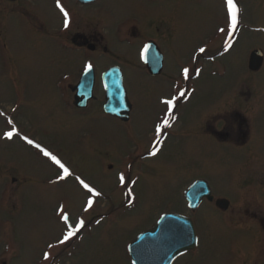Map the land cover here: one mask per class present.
<instances>
[{"label": "rangeland", "instance_id": "1", "mask_svg": "<svg viewBox=\"0 0 264 264\" xmlns=\"http://www.w3.org/2000/svg\"><path fill=\"white\" fill-rule=\"evenodd\" d=\"M238 1L244 6L243 23L264 27V0ZM174 6L179 31L171 45H163V78L152 77L137 63V50L145 41L142 37L153 33L143 22L135 27L134 36L103 29L102 45L107 42L108 46L105 53L102 45L92 53L65 51L59 48L57 36L35 31L34 22L22 17L24 5L0 2V111L11 117L14 108L15 118L7 119H13L19 131L57 155L73 176L79 175L101 193L94 198L93 209L83 213L88 194L74 183L75 176L54 183L59 170L46 157H39L18 137L0 139V260H7L0 264H43L44 251L52 257L59 252L61 245L48 249L47 244L61 235L63 224L56 215L61 203L73 224L77 217L85 220L77 237L91 228L92 239L72 242L80 250L77 256L69 255L73 262L66 259L64 264H126L124 246L169 210L192 217L200 240L198 251L176 264H245L246 260L264 264L263 234L254 223V227L250 225L243 206L249 201L264 209V61L257 72L247 67L249 43L264 52V37L257 31L240 30L236 46L221 56L209 53L213 60L205 63L206 53L193 62L200 44L207 41L209 45L212 36L218 41L220 35L215 34L223 20L222 8L220 12L216 0H174ZM141 8L140 0H111L106 9L116 17L124 9L129 16L150 19ZM146 8L150 11L151 5ZM27 10L42 18L48 29L56 21V13L42 0ZM222 26H226L225 20ZM88 62L97 76L94 98L85 109L77 110L66 85L76 83ZM113 62L124 68L123 84L131 104L128 123L102 112L99 74ZM183 66L190 69L188 83L195 91L176 105L179 119L160 153L141 160L140 150L146 149L153 123L164 108L158 100L175 90L168 75L177 83ZM194 67H200V75L193 79ZM236 97L260 98L263 103V111L252 117L255 136L242 147L234 146L230 136L218 135L224 124L233 122ZM6 116L0 117V136L12 128L6 124ZM121 172L126 179L137 181L132 187V203L122 196ZM252 174L256 180L251 183ZM195 179H204L215 198L230 201L225 212L207 201L197 209L187 208L183 192Z\"/></svg>", "mask_w": 264, "mask_h": 264}, {"label": "flooded vegetation", "instance_id": "2", "mask_svg": "<svg viewBox=\"0 0 264 264\" xmlns=\"http://www.w3.org/2000/svg\"><path fill=\"white\" fill-rule=\"evenodd\" d=\"M1 1L8 5H12L14 7L18 5H24V13L22 16L27 18L26 21L28 22L33 21L34 25H36L35 27L36 30L41 31V33H44L45 35L57 36L59 39L58 41L59 48L67 50V51H76L79 49H85L87 51L95 52L97 49H100L99 47H101L100 45H102L103 39H102L101 31L103 29L106 32L113 31L115 34L119 33V35L121 36H127L129 34L134 36L136 32L135 27L137 26L136 21H138L139 24L143 22L142 24L144 26H148L151 29V31H153V33H149L147 37H142V39L145 38V41H149V40L152 41L157 47V49L159 50V52L162 54V68L157 75L152 76V77H159V76L163 78L165 77L164 75L165 73H163V71L165 69L164 55L166 51L163 48L164 46L167 48V44L171 45V41H174V36L177 33V31H179L176 28L174 0H140V4H142V7H143V9L141 8L142 14L144 15V13H147L151 15L150 19L148 20L147 19L143 20L141 18V15L140 17L129 16L128 14L124 13V9L122 12H119L117 14V17L115 15H112V13H110V11H107L106 9L107 4L110 3L111 0H109L108 3L104 0H93L92 2L86 3V4L78 2L77 0H60V4L69 13V16H68L69 27L68 28H65L63 26L64 16L60 12V10L56 7L57 0H42L43 4L50 5L52 10H54V12L56 13V17L54 16L56 21L55 23L52 22L50 26L51 28L49 29H48L46 22L44 20H41L42 18H40L37 14H36L37 16H35L34 13L33 14L27 13L28 11L27 7L28 6L30 7L31 4L34 5L39 0H0V2ZM223 1L224 0H216V4L220 12L222 8V12L225 16L226 11H224ZM236 3H237L238 8L240 9V12H239V19H240L241 17L240 15L243 9L242 7L244 6L240 4L238 0H236ZM147 5H151L150 11L148 8H146ZM101 6H103V10H101ZM11 13H17V12L12 11ZM240 30H247L249 32L257 31V32H260L262 36L264 37V27L252 26V25L247 26V24H244L243 21H239L236 31L232 34V38L235 39V42L237 41V34H239ZM217 34L220 35L218 38V41L214 39L215 41L212 40V42L209 45H206L207 41L199 45V47L203 46L206 48V52H205L206 54L203 56L204 59L211 58L208 56L209 53L210 54L214 53L216 55L222 52L224 48V39H225V36L227 35L219 33V32H217L216 35ZM145 41H143L142 43H144ZM102 46H103L101 47L102 50L101 49L100 50L103 51L104 53L107 52V47H108L107 42L103 44ZM249 48L250 50H252L254 48H260V47L259 45L255 46L249 43ZM263 61H264V52H263V59H262L261 65L253 72H257L261 70ZM137 63L139 65V62ZM114 64L122 66V64L119 62H114L110 65H114ZM168 78H169L168 80L173 81V86H174V83H176V80L174 79V77H172L171 75H168ZM178 82H179V87L189 89L188 80L184 81L183 79H179ZM250 100L251 99L238 100L237 97L234 98L233 108L231 109L232 112H234L232 113L233 122L228 126L224 124L222 127V130L218 131L219 136H225V137L230 136L231 140L233 141L234 146H237V147L245 146L251 142L252 137L255 136V133H256L255 125H253L254 128L252 127V117H254L255 113H260L261 111H263V109H261L263 107V103L260 98L258 100H253V101L252 100L250 101ZM185 101L186 100L184 98H181L180 100L177 101L176 105L178 106V102H179V105H181ZM259 103H261V106H259ZM240 105L241 106L244 105L245 107L241 108ZM257 107H259V109H256ZM174 115L176 119L173 122V127L175 123L178 122V119H179L178 112L175 113V109H174ZM129 119L125 121V123H128ZM158 119L156 122H158ZM156 122L154 121V123ZM154 123H153V126H154ZM172 128L166 129L164 131V134L162 136L163 141L166 139V137L170 135ZM229 129H230V132H229ZM150 137L152 140L154 139V130H153V135H151ZM152 140L148 142L146 149L142 148L140 150L141 152L138 158L140 157L141 160L147 158L146 153L150 151L151 149L150 142ZM12 180H15V179H12ZM251 180L255 182L256 180L255 174L250 175V182ZM243 206H244V214L248 215L249 219L252 222V223L250 222V225L254 223L255 226L257 227V230H259V234H263V239H264V209H261V207H259L258 205L254 206V205L249 204V201L246 206L245 205ZM238 207L240 208V206ZM76 240L78 241L80 240V238L74 237L66 245H61V250H60L61 253L57 255L54 254V257H53L55 264L67 263L66 259L67 261L68 259H71V261L73 262V259L69 255L77 256L78 252L76 250L78 249V246L76 245L75 247L72 246L74 241L76 243ZM198 247L199 246H197L191 252H187L185 254L178 256L172 261L171 264H176L179 259L187 256L188 254L190 255L192 253H196L198 251L197 250ZM2 262L6 263L3 260ZM246 262L247 263L245 264H257L255 260H249V261L246 260ZM75 263L76 262H74L73 264ZM43 264H47V263H45L44 261Z\"/></svg>", "mask_w": 264, "mask_h": 264}, {"label": "water", "instance_id": "3", "mask_svg": "<svg viewBox=\"0 0 264 264\" xmlns=\"http://www.w3.org/2000/svg\"><path fill=\"white\" fill-rule=\"evenodd\" d=\"M89 2L90 0H81ZM150 50L147 54L152 52ZM151 64L153 58L149 55ZM261 50H254L249 58V68L256 69L261 64ZM150 63L147 64L152 73H157L159 66L156 68ZM105 87L106 102L103 109L121 119L128 118L130 105L126 98V92L122 85L120 72L116 68H110L102 75ZM94 83L93 70L87 74H82L79 82L74 87V103L83 107L87 100L92 97ZM185 196L191 207H195L203 196L209 200L212 199L207 184L204 181L194 182L186 191ZM216 204L222 208L227 206L225 199H217ZM164 220H158L159 223L150 230L139 235L130 245V254L135 264H144L146 261L142 258L144 254L153 255L148 261L161 262L169 264L170 261L180 253L194 247L196 242L195 227L192 220L177 214L167 213L162 215ZM185 239L184 243H178V240Z\"/></svg>", "mask_w": 264, "mask_h": 264}, {"label": "snow or ice", "instance_id": "4", "mask_svg": "<svg viewBox=\"0 0 264 264\" xmlns=\"http://www.w3.org/2000/svg\"><path fill=\"white\" fill-rule=\"evenodd\" d=\"M224 5L226 8L225 12V20H226V27H219L218 31L220 33H225L227 36L231 37L232 34L236 31L238 23H239V12L240 9L237 6L236 0H224ZM56 7L60 10V12L64 16V27H69V21L68 16L69 13L65 10V8L60 4V0H57ZM147 47L145 46V51H147ZM232 47V44L228 41L225 42V51H228ZM198 53H205L206 48L203 46L198 47L196 49ZM143 59V54L141 56ZM93 65L91 62H88L84 65L83 73L87 74L88 72L92 71ZM195 75H200V69L194 70ZM181 77L184 81H187L190 79V69L187 66H183L181 68ZM175 91L169 96V97H160L158 100V103L160 105L165 106L162 109V115L159 117L158 122L154 123V139L150 142L151 143V149L148 151L147 155L149 157H156L158 153L161 151V145L163 144L162 136L164 134V131L166 129H170L173 127V122L175 121L176 117L174 115V109L176 107V102L180 100L181 98H184L187 100L192 93L195 91V89L188 90L186 88H181L177 84H174ZM15 111V109H13ZM5 116V113L0 112V117ZM7 125H12L11 130L4 131L2 136H0V139L6 140V141H12L14 137H18L19 139L23 140L26 144L31 145L33 148L38 149L39 153L43 155V157H46L48 161L51 162L52 165H54L58 170L59 174L57 176V181L59 180H67L69 177L73 176V173L69 169L68 166H66L65 163L61 161V159L53 154L51 151H49L47 148L41 146V144L36 143L34 140L30 139L27 135H20L19 130L16 128V126L13 123L12 119H6ZM75 181L78 183L80 188L84 190L87 194H89L88 198L86 199L85 204L82 207L83 213H88L91 209H93L94 206V199L93 197H99L101 196V193L93 187L90 183L86 182L84 179H82L79 175H76L74 177ZM118 181L120 185H125L127 183H131L132 185H135L137 183L136 180H131L130 178L126 179L125 174L121 172L118 176ZM55 183V181H54ZM127 197H129V203H132L134 200V197L132 196V190L128 189L125 193ZM56 215L58 217V220L62 222L63 227L61 231L60 237H58L55 242H48L47 248L48 249H54L58 247L59 245H66L70 240H72L73 237H76L78 233H81V230L85 227V220L82 216L77 217L75 223L73 224L71 222V216L69 212L65 210L64 204H59L57 208ZM165 217H161L160 220H164ZM97 224L100 223L99 220L96 221ZM159 223V221H158ZM185 239L178 240V243H184ZM42 259L44 261L49 262V264H54V258L50 255L49 251H44L42 255Z\"/></svg>", "mask_w": 264, "mask_h": 264}]
</instances>
